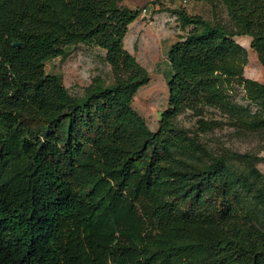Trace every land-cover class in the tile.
<instances>
[{
    "label": "trees",
    "instance_id": "1",
    "mask_svg": "<svg viewBox=\"0 0 264 264\" xmlns=\"http://www.w3.org/2000/svg\"><path fill=\"white\" fill-rule=\"evenodd\" d=\"M122 1L0 0V264H264L254 158L215 156L177 124L214 107L264 131V84L244 77L235 40L250 37L264 68V0H222L229 25L175 11L187 33L168 52L157 131L132 106L149 75L124 47L141 13ZM77 45L128 76L73 97L45 63Z\"/></svg>",
    "mask_w": 264,
    "mask_h": 264
},
{
    "label": "rangeland",
    "instance_id": "2",
    "mask_svg": "<svg viewBox=\"0 0 264 264\" xmlns=\"http://www.w3.org/2000/svg\"><path fill=\"white\" fill-rule=\"evenodd\" d=\"M121 5L141 13L129 26L124 47L149 75L148 84L138 90L132 106L148 127L157 131L162 114L169 109L167 84L171 66L168 52L187 33L182 30L175 11L184 9L190 15H200L213 23L229 25L230 21L222 0H123ZM145 9L147 13L143 16ZM238 41L247 51L246 65H242L244 77L264 84V68L250 46L251 38L240 37ZM106 57V51L96 46H70L65 57L47 61L45 70L47 74L59 76L73 97L83 98L88 87L98 79L111 86L128 76L126 72L114 71ZM231 90L230 98L234 102L245 107L250 105L241 85L232 84ZM200 120L205 121L206 128L199 124ZM177 124L215 156L253 157L263 177L262 186L256 187L264 192V131H251L234 114L214 107L204 108L202 116L186 110L178 117ZM230 166L235 174L248 176L240 161H231Z\"/></svg>",
    "mask_w": 264,
    "mask_h": 264
},
{
    "label": "water",
    "instance_id": "3",
    "mask_svg": "<svg viewBox=\"0 0 264 264\" xmlns=\"http://www.w3.org/2000/svg\"><path fill=\"white\" fill-rule=\"evenodd\" d=\"M20 46H21V44L19 42H14L13 43V47H20Z\"/></svg>",
    "mask_w": 264,
    "mask_h": 264
},
{
    "label": "built area",
    "instance_id": "4",
    "mask_svg": "<svg viewBox=\"0 0 264 264\" xmlns=\"http://www.w3.org/2000/svg\"><path fill=\"white\" fill-rule=\"evenodd\" d=\"M146 13H147L146 9L143 10V16H145Z\"/></svg>",
    "mask_w": 264,
    "mask_h": 264
},
{
    "label": "crops",
    "instance_id": "5",
    "mask_svg": "<svg viewBox=\"0 0 264 264\" xmlns=\"http://www.w3.org/2000/svg\"><path fill=\"white\" fill-rule=\"evenodd\" d=\"M238 38H240V37H238ZM238 38H235V40H236L237 42H239V41H238Z\"/></svg>",
    "mask_w": 264,
    "mask_h": 264
}]
</instances>
